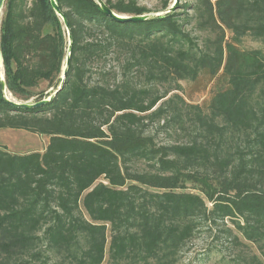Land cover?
<instances>
[{
	"label": "trees",
	"instance_id": "1",
	"mask_svg": "<svg viewBox=\"0 0 264 264\" xmlns=\"http://www.w3.org/2000/svg\"><path fill=\"white\" fill-rule=\"evenodd\" d=\"M56 1L73 42L62 89L19 108L0 76V130L49 138L44 153L0 147V264H104L108 251V264H184L221 223L258 249L245 264H264V0H180L145 21ZM104 2L136 18L173 0ZM0 32L9 93L50 97L35 90L55 86L68 49L50 0H6ZM203 78L214 95L188 101L182 83Z\"/></svg>",
	"mask_w": 264,
	"mask_h": 264
},
{
	"label": "rangeland",
	"instance_id": "2",
	"mask_svg": "<svg viewBox=\"0 0 264 264\" xmlns=\"http://www.w3.org/2000/svg\"><path fill=\"white\" fill-rule=\"evenodd\" d=\"M141 6L155 11L161 5V0H136ZM176 0H173L172 6L175 5ZM6 6V3H5ZM171 6V7H172ZM5 11V7H4ZM3 11V16H4ZM2 16V19H3ZM2 23V21H1ZM246 48H260L261 44L251 39H247L245 43ZM4 74V69L2 70ZM59 80V79H58ZM58 82V81H57ZM56 82V83H57ZM56 85V84H55ZM184 88V97L196 104H204L209 102L218 86V79L210 81L208 78H203L195 84L182 83ZM49 85L43 82L36 93H43L41 97H45L53 93L54 87L48 89ZM8 96L12 100H16L9 92ZM40 97V98H41ZM39 100L38 97L32 98L27 103H35ZM159 144L171 142L168 136L164 133L155 134ZM46 137L34 135L25 131L18 130H1L0 131V147H6L12 153L26 154L31 153L32 150H41L42 145L46 144ZM188 191L195 192L194 184H187ZM226 227H232L231 224L226 223L225 226L221 223L218 226L204 224L198 235L188 244L184 254V264H245L252 256L260 257L258 249L252 244L248 243L242 237L241 245L236 246L231 244L227 236L223 234ZM236 234V232H234ZM109 251L107 252L106 261L108 264Z\"/></svg>",
	"mask_w": 264,
	"mask_h": 264
},
{
	"label": "water",
	"instance_id": "3",
	"mask_svg": "<svg viewBox=\"0 0 264 264\" xmlns=\"http://www.w3.org/2000/svg\"><path fill=\"white\" fill-rule=\"evenodd\" d=\"M96 1L101 6V8L104 10L105 13H107L109 16H111V17H113L119 21H139V20L145 21V20H148V19L153 18V17L161 16V15L168 14L171 12H175L178 5L180 4V0H176L175 5L172 6L170 9H168L165 13L159 12V13H152V14H149V15H146L143 17L130 18V17H126V16H119V15L113 13L106 6L104 0H96ZM50 2H51V5H52L54 11L56 12L57 16L60 17L62 22L64 23V26H65V29H66L67 35H68V49H67V54H66L63 72H62L60 79L58 80V82L54 86L53 93L51 94L50 97L43 99L42 101H40L38 103H21V102H18L16 100H12L9 98V96H8L9 91L7 88V84L5 81L4 74L2 73V70L4 68V55H3V49H2V44H1V32H0V76H1L2 93H3L4 99L8 103H10L11 105H13L15 107H19V108L40 107L43 104L50 102L57 95V93L62 89V87L65 83L69 64L71 61V55H72V45H73L72 35H71L69 23H68L65 15L63 14V12L58 7L57 1L56 0H50ZM5 3H6V0H0V30H1V21H2Z\"/></svg>",
	"mask_w": 264,
	"mask_h": 264
},
{
	"label": "crops",
	"instance_id": "4",
	"mask_svg": "<svg viewBox=\"0 0 264 264\" xmlns=\"http://www.w3.org/2000/svg\"><path fill=\"white\" fill-rule=\"evenodd\" d=\"M0 131H1V130H0ZM43 137H45V136H43ZM46 138H47V137H46ZM46 140H47V142H46V144L42 145L41 150H36V149H34V150H32V152H40V153H44V152L46 151L48 145H49V138H47ZM5 148H6V147H5Z\"/></svg>",
	"mask_w": 264,
	"mask_h": 264
}]
</instances>
